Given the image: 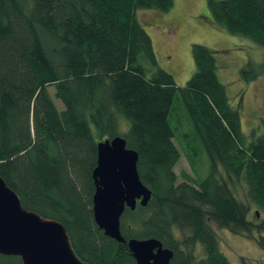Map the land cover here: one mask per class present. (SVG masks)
I'll use <instances>...</instances> for the list:
<instances>
[{"label": "trees", "instance_id": "obj_1", "mask_svg": "<svg viewBox=\"0 0 264 264\" xmlns=\"http://www.w3.org/2000/svg\"><path fill=\"white\" fill-rule=\"evenodd\" d=\"M173 6L174 0H0V177L24 210L64 227L82 263L134 264L126 243L106 237L93 219L97 144L114 137L137 153L139 179L151 194L145 207L125 209V242L156 239L174 252L173 264H230L212 226L258 238L264 247V132L243 134L211 49L192 45L195 72L184 87L157 67L136 14ZM207 8L219 29L264 49V0H207ZM240 74L254 81L264 74V59ZM177 94L193 129L182 138L198 142L193 154L187 142L189 160L201 150L209 159L204 178L182 173L178 182L174 172L180 152L169 116ZM234 182L245 185L252 216L251 205L234 197ZM194 243L202 246L201 259L181 251ZM0 264L22 261L0 254Z\"/></svg>", "mask_w": 264, "mask_h": 264}, {"label": "rangeland", "instance_id": "obj_2", "mask_svg": "<svg viewBox=\"0 0 264 264\" xmlns=\"http://www.w3.org/2000/svg\"><path fill=\"white\" fill-rule=\"evenodd\" d=\"M137 18L152 40L157 67L170 74L177 87H184L195 72L192 58L193 44L205 46L215 52L218 61V79L225 87L229 102L233 107H239L241 129L247 139L252 129L257 135L264 132V74L254 81L246 82L240 71L247 64L254 70L264 59V49L251 40L231 35L219 29L211 20L207 8V0H174V6L166 13L153 10H140ZM49 93L59 110L63 106L54 97L53 88ZM169 124L177 128L173 139L174 145L180 152V158L174 167L179 181L181 174H187L192 179L204 178L209 171V159L204 150L191 155L198 142L185 141L182 137L193 134L189 117L180 96L177 94L173 101ZM234 197L242 203H249L246 187L243 183L231 185ZM251 205V204H250ZM256 213V207L251 205V215ZM258 214V213H257ZM258 217L260 215L258 214ZM220 252L230 264H264V247L254 239L245 235H235L227 230L212 226ZM264 236V235H263ZM187 236H178L181 244L187 243ZM182 247L187 254L189 251L196 259L203 257V249L199 243L187 244Z\"/></svg>", "mask_w": 264, "mask_h": 264}, {"label": "water", "instance_id": "obj_3", "mask_svg": "<svg viewBox=\"0 0 264 264\" xmlns=\"http://www.w3.org/2000/svg\"><path fill=\"white\" fill-rule=\"evenodd\" d=\"M137 160V153L126 148L122 137L97 144V165L92 172L93 219L106 237L126 243L136 264H168L172 253L163 250L158 240L129 239L127 243L121 235L125 209L134 211L137 203L145 207L151 196L139 179ZM0 254L18 256L22 264H85L72 252L64 227L24 210L1 177Z\"/></svg>", "mask_w": 264, "mask_h": 264}, {"label": "flooded vegetation", "instance_id": "obj_4", "mask_svg": "<svg viewBox=\"0 0 264 264\" xmlns=\"http://www.w3.org/2000/svg\"><path fill=\"white\" fill-rule=\"evenodd\" d=\"M161 248L163 249V250H166L167 248H165L162 244H161ZM167 250H170V249H167ZM171 251V250H170ZM181 251H182V249H181ZM154 252H156V250H154ZM183 252V251H182ZM171 253H172V255H171V258H170V260H169V262H168V264H173L174 263V252L173 251H171ZM134 260V259H133ZM134 264H136V262L134 261ZM178 264V263H177Z\"/></svg>", "mask_w": 264, "mask_h": 264}]
</instances>
